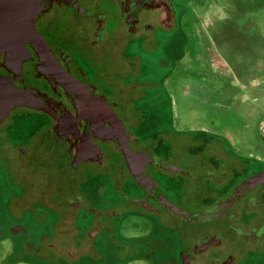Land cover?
<instances>
[{
	"label": "rangeland",
	"instance_id": "1",
	"mask_svg": "<svg viewBox=\"0 0 264 264\" xmlns=\"http://www.w3.org/2000/svg\"><path fill=\"white\" fill-rule=\"evenodd\" d=\"M94 1L106 14L102 42L91 43L94 19L85 6L56 9L43 34L78 59L98 88L126 102L123 116L143 149L186 173L159 176L164 192L196 211L264 167L258 125L264 119V0H167L168 25L133 35L124 33L112 0ZM40 119L14 107L0 121V133L21 146L18 153L0 141V264H124L131 247L117 238L134 235L147 238L149 250L129 264H162L166 254L192 243L188 226L176 232L139 217L99 234L89 249L70 247L74 239L83 244L85 235L66 202L69 190L80 187L107 205L117 187L129 188L112 172L71 166L63 146L42 136ZM237 215L233 224L255 227L264 222V203ZM240 246L234 264H264V236Z\"/></svg>",
	"mask_w": 264,
	"mask_h": 264
},
{
	"label": "flooded vegetation",
	"instance_id": "2",
	"mask_svg": "<svg viewBox=\"0 0 264 264\" xmlns=\"http://www.w3.org/2000/svg\"><path fill=\"white\" fill-rule=\"evenodd\" d=\"M112 5L124 33L128 35L139 31L148 33L155 25L164 28L169 22L172 8L166 0H112ZM82 6L88 8V13L94 19L91 43L102 42L106 14L98 10L96 1L37 0L33 5L34 26L45 41L50 55L40 59L29 45L25 44L28 56L17 67L3 52L0 53V77L13 87L23 89L40 106V108H33L15 105L12 108L19 107L36 112L41 118L42 136L49 137L51 142L63 146L71 166L85 165L96 168L98 172H112L120 179V183L122 182L130 190L127 192L126 189L117 187L113 201L107 205H100L99 201L94 200V202L89 199L80 187H72L65 196L66 202L72 211L76 212L75 217L77 218L78 215L81 218L84 224L81 232L85 236L84 238L82 236L83 244H77L74 239L69 246L78 245L82 250L89 249L99 234L121 227L123 222L125 220L128 222L130 218L146 217L154 219L157 226L162 229L179 232L189 227L187 232L186 230L183 232L191 238L192 243L182 244L174 255L166 254L161 261L162 264L238 263L240 245L248 244L259 233L264 236V222L255 227H244V223L238 221L233 224L232 220L239 212L253 207L257 200L264 203V190L259 191L264 183L243 193L230 206L222 209L218 217L192 222L194 214L215 209V206L221 200L231 196L234 187L248 176L236 182L227 194L214 203L196 211H186L171 195L164 192L159 176L172 173L178 178H185L186 173L168 163L156 150L143 149L141 144L144 145V143L141 138L127 125L123 116L126 102L98 88L90 71H87L78 59L71 57L61 48L53 47L43 34L49 24L50 14L52 15L56 9L75 11ZM150 12H154L155 16L153 21L148 22L143 19V16ZM54 66L70 77L72 86L67 78L57 73ZM127 81L125 88L130 85V80ZM61 82L68 83L69 89H65ZM113 116L127 133L136 158L129 159L124 155L115 137L110 135L111 124L114 123ZM1 140L4 142L2 146L21 152V146L11 143L5 133H0ZM170 205L174 206L175 211L170 208ZM127 222L126 224L129 225ZM117 239L131 247L123 255L124 264H129L132 258L146 259L147 250H149L147 238L140 240L134 235ZM201 244L206 245L200 249ZM125 245L120 244L122 248H126ZM151 263L155 264V260L152 259Z\"/></svg>",
	"mask_w": 264,
	"mask_h": 264
},
{
	"label": "water",
	"instance_id": "3",
	"mask_svg": "<svg viewBox=\"0 0 264 264\" xmlns=\"http://www.w3.org/2000/svg\"><path fill=\"white\" fill-rule=\"evenodd\" d=\"M36 1L37 0H0V53L3 52L7 58H10L17 65V67H19L21 61L28 56L25 44H28L34 54L40 57V59H42L41 57L45 58L46 55H50L45 41L34 26L35 13L33 5ZM171 18L172 15L170 14L169 21ZM167 25L166 23L165 26ZM54 67L57 69V73L67 78L70 83V77L56 66ZM61 83L65 89H69L68 83ZM70 84L72 86L73 83ZM15 105L40 108L39 104L26 94L23 89L13 87L8 81L0 77V119ZM113 119L114 123H110L112 125L110 135L115 137L124 155L128 156L129 159L136 158L123 126L114 116ZM263 183L264 169H261L249 175L235 186L233 194L221 200L215 206V209L205 213L194 214L191 221L197 222L202 219L207 220L218 217L221 215V211L230 206L235 200L242 196L243 193ZM170 208L175 211L173 205H170ZM204 245L206 244H201L199 248L202 249Z\"/></svg>",
	"mask_w": 264,
	"mask_h": 264
},
{
	"label": "built area",
	"instance_id": "4",
	"mask_svg": "<svg viewBox=\"0 0 264 264\" xmlns=\"http://www.w3.org/2000/svg\"><path fill=\"white\" fill-rule=\"evenodd\" d=\"M259 125V133L264 137V119L258 122Z\"/></svg>",
	"mask_w": 264,
	"mask_h": 264
}]
</instances>
